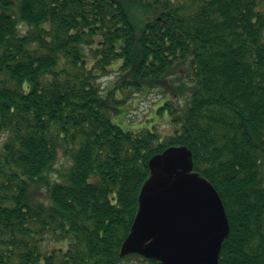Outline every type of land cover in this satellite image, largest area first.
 Instances as JSON below:
<instances>
[{"label":"trees","instance_id":"trees-1","mask_svg":"<svg viewBox=\"0 0 264 264\" xmlns=\"http://www.w3.org/2000/svg\"><path fill=\"white\" fill-rule=\"evenodd\" d=\"M131 1L156 11L139 34L117 0H0V264H161L121 247L172 149L221 199L218 264H264V0ZM144 88L174 134L113 122Z\"/></svg>","mask_w":264,"mask_h":264},{"label":"water","instance_id":"water-1","mask_svg":"<svg viewBox=\"0 0 264 264\" xmlns=\"http://www.w3.org/2000/svg\"><path fill=\"white\" fill-rule=\"evenodd\" d=\"M192 168L184 149L150 159V177L122 256L138 254L161 264H218L229 233L227 217L216 190Z\"/></svg>","mask_w":264,"mask_h":264},{"label":"rangeland","instance_id":"rangeland-1","mask_svg":"<svg viewBox=\"0 0 264 264\" xmlns=\"http://www.w3.org/2000/svg\"><path fill=\"white\" fill-rule=\"evenodd\" d=\"M117 1L121 2L126 8L131 21L135 25L137 34H139L144 25L151 21L155 16L156 11L153 7H147L131 0ZM116 75V73L112 72L108 76L98 79L97 84L100 87L102 96H105L107 91L111 88ZM178 75V77H183V71ZM178 84L179 81H175V85ZM186 85L189 86L190 81H186ZM121 98L122 96L120 93H117L116 99L121 100ZM170 100H175V98L172 97L170 91H164L163 88L151 90L144 88L141 92L133 95V97L126 103L114 105L112 120L123 130H129L133 132L147 130L150 132H155L161 137L172 135L181 125V122H174L173 119L175 116L174 114H171L169 110H161L166 102ZM58 155L60 161L56 165V169L60 171L63 166H67V160L63 158V155L60 151ZM262 227L264 231V221Z\"/></svg>","mask_w":264,"mask_h":264}]
</instances>
